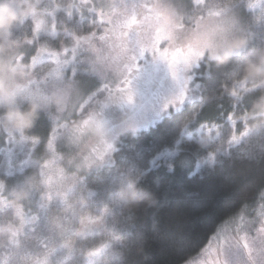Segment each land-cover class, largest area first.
Listing matches in <instances>:
<instances>
[{
    "label": "snow or ice",
    "instance_id": "obj_1",
    "mask_svg": "<svg viewBox=\"0 0 264 264\" xmlns=\"http://www.w3.org/2000/svg\"><path fill=\"white\" fill-rule=\"evenodd\" d=\"M48 2L37 0L36 12L20 22L28 29L26 49H32L31 54L25 50L20 59L32 66L36 83L50 86L55 80L75 84L80 95L73 63L78 53L85 52L101 69L100 74L112 77L104 99L96 103L133 106L131 78L157 61L159 51L171 69L168 77L176 85L159 111L151 116L133 113L125 125L113 131L111 139L97 113L86 111L79 103L56 119L44 140V156L38 165L45 189L42 198L50 200L55 193L67 204L77 176L67 175L59 162L65 160L77 169L89 167L115 150L113 141L122 132L134 139L125 145L121 161L154 197L152 207L138 205L136 212L127 214L119 224L112 222L116 213L107 209L99 217L85 210L73 213L68 218L71 230L57 238V247L67 257L80 254L85 264H101L114 250L125 247L120 239L123 237L128 244L126 251L116 257V264H171V258L183 253L193 234L209 220L218 200L230 207L234 197L243 194L239 209L217 225V231L195 256H186L181 264H257L250 257L257 245L264 246V144L255 146L252 130L238 119L242 105L228 100L229 107L224 109L226 97L217 91L220 74H205L202 59L187 68L183 61L186 45L194 36L203 41L209 37V29L222 28L226 20L254 22L258 10L264 14V0H182V4L181 0H68L64 11L55 0H51V9L41 7ZM59 12L69 19L75 14L81 20L88 14L95 27L87 33L73 34L69 43L57 47L48 37L57 33ZM159 23L168 25L169 32L163 34L167 38L154 36ZM45 52L51 63L38 65ZM142 85L150 92L159 86L157 75L149 73ZM194 89L200 91L199 96H193ZM213 106L221 109L216 117L200 120L201 112ZM184 112L189 114L182 122L173 119L174 114ZM89 127L98 139L84 155L87 148L82 146V132ZM29 130L3 135L13 144L27 141L36 147L41 138L28 135ZM62 136L75 146L74 155L59 153L56 141ZM254 172H259L258 179ZM253 187L256 190L250 200L248 193ZM3 188L0 183V194ZM0 208L11 211L24 225L29 222L22 204L11 206L0 195ZM244 216L248 220L242 226ZM232 225L236 227L232 233L234 244L227 236ZM110 228L112 234L108 235ZM241 232L245 233L243 237ZM97 237L101 238L99 243ZM20 240L17 231L15 239L8 242L18 248ZM213 241L217 258L210 262L198 259L209 252ZM241 253L244 258L234 260ZM48 262V253L43 260H35V264ZM259 264H264V258Z\"/></svg>",
    "mask_w": 264,
    "mask_h": 264
},
{
    "label": "trees",
    "instance_id": "obj_2",
    "mask_svg": "<svg viewBox=\"0 0 264 264\" xmlns=\"http://www.w3.org/2000/svg\"><path fill=\"white\" fill-rule=\"evenodd\" d=\"M11 2L12 0H0V5L8 7ZM49 6L50 3H46L45 7ZM12 14L16 23L10 30L0 32V53L11 47H14L13 49H16V46L18 49L26 47L25 44L23 46L22 44L27 38L28 29L22 27L20 22L28 18H22L21 14L16 11ZM57 16L59 20L57 33L55 36L48 37L57 47L62 43H69L73 34L87 33L95 27L88 14H85L83 20L75 15L69 19L63 12L57 13ZM256 16L258 18L254 22L246 24V42L242 50L239 53L230 54L226 58L225 55H221L219 56L220 61L204 58L203 72L213 75L220 74L217 91L222 92L226 97V100L223 101L225 110L228 109L227 101L230 100L234 105H242L243 110L238 112L237 116L246 117L247 124L253 125L254 121L259 122L257 129L251 131L253 144L259 146L264 144V107L259 108L263 104V98L256 95L257 92L251 93L254 90H248L252 82L264 81L262 79L264 78V14L258 10ZM28 50L31 54L32 49L28 48ZM250 63L255 64L257 71L245 74V67ZM242 82H245V89L241 86ZM262 82L256 90H264ZM198 92L200 91L198 90ZM248 95L251 96L247 100H243ZM253 96L254 100L251 99ZM29 105L35 107L33 104L25 103L27 108ZM219 111L221 109L215 106L207 108L201 112L199 119H213ZM188 114V112H184L182 115L174 114L173 119L182 122ZM31 128L28 135L40 137L39 145L44 147V140L47 138L51 125L41 111L38 112ZM21 131L26 132L27 130ZM3 139L4 137L1 146ZM133 139L131 134L126 132L117 142L111 163L94 167L82 173L81 180L73 186L67 196V204L57 195H52L51 199L47 201L44 199V204H42L40 203L42 195L34 191L32 201L27 205L33 207V210L26 225L16 228V219L13 216L8 212L0 214V264H35V260L44 259L47 253L49 255L48 264H85L80 254L67 257L57 247V238L71 230L68 218L73 213L85 210L93 216L99 217L107 209L109 212L116 213L112 217V222L119 224L127 214L136 212L138 205L152 207L153 194L139 184L136 174L128 172L127 166L121 161L125 145L131 144ZM15 162L16 158L12 160V163ZM7 163L6 155L0 150V180L3 181V184L5 183V187L13 182V178L10 177L12 173L8 172ZM12 163L10 164L12 165ZM259 175V172H254L257 179ZM255 190V187L249 189L250 200ZM242 199L243 194L235 196L234 203L230 207L226 206L223 200H218L209 220L193 234L189 247L183 253L171 258V264H181L186 256H195L207 244L209 237L217 231V225L239 209ZM251 214V209H249V215ZM33 216L36 217L35 220L31 219ZM17 231L21 234L20 246L14 248L8 241L15 239ZM111 234L110 228L108 235ZM116 235L119 236V232ZM100 239L97 237V243ZM120 239L125 247L114 250L104 258L101 264H116V257L126 251L128 241L123 237ZM46 244L48 245L47 249L44 247ZM52 256L54 259H51Z\"/></svg>",
    "mask_w": 264,
    "mask_h": 264
},
{
    "label": "rangeland",
    "instance_id": "obj_3",
    "mask_svg": "<svg viewBox=\"0 0 264 264\" xmlns=\"http://www.w3.org/2000/svg\"><path fill=\"white\" fill-rule=\"evenodd\" d=\"M48 3H50L49 7H45L46 3H42L41 7L51 9L53 7V3L51 0H49ZM67 3L68 0H55V4L60 10H66ZM82 6L83 5H81V7ZM37 7V0H12L7 8L11 12L16 11L20 13L22 18H30L36 12ZM245 29L246 24H240L235 20H226L222 28L216 29L213 27L209 29V37L207 39L202 41L198 36H194L190 43L186 45L187 50L184 52L185 59L183 61L184 67L187 68L188 66L195 64L197 60L208 58V54L210 53H215L218 56L225 55L227 53H239L246 42ZM167 32H169L168 25L159 23L155 28L154 36L167 38L163 35ZM8 33H10V31H8ZM23 45L24 43L22 46ZM13 48L14 47H11L0 53V123L4 120L5 112H23L27 110L25 103L28 102L35 105V107H39L42 114L49 120V124L52 128L57 122L56 119L66 115L75 107L76 104L79 103L86 111H95L97 113L98 119L103 123L105 129L109 130V139H111L113 131H118L122 125H125L129 121L130 117H132L133 113L146 112L149 116H151L153 113L160 110L161 106L176 90L175 83L168 77L171 69L167 66V62L160 56L158 51V60L153 61L151 65L141 69L139 73L133 74L131 78V87L135 94V103L133 106L121 107L119 104L115 103H110L107 106H101L100 104H97L96 101L104 99V96L106 95V88L112 86V77L110 74H100L101 69L88 59L87 53H78L77 59L73 63V68L76 71V84L80 89L79 95V93L75 91V84H66L62 81L55 80L54 84L50 86H41L36 83V78L32 75V66L28 63H22L20 59L23 52L25 50L27 51L28 48L26 49L25 47L23 49L22 47L21 49H18L17 46L16 49ZM49 63H51V61L47 60L46 52L45 57L37 61L38 65ZM149 73L157 75L159 86H154L150 92H146L142 82ZM261 82L262 80L252 82L251 87L248 88V90H254L251 92L253 94L254 92H257L255 94L263 98L262 105H264V90H256V88L260 86ZM263 85L264 81L262 82V86ZM241 86L245 89V82H242ZM199 95L200 92L194 89L193 96ZM250 96L251 95L244 97L243 100H247ZM251 99L254 100V96L251 97ZM262 105L259 108H261ZM256 109H258V107H256ZM237 117L242 121L246 128L251 129L252 131L257 129L259 126V122L255 121L253 125L247 124L246 117L243 115H238ZM60 122L63 123L64 121L61 120ZM29 129L32 128H26V130ZM21 132V130L6 131L3 128H0V146L2 138L4 137L0 150L7 157V167H9L8 172L12 173L10 174V177L13 178V182L9 183L6 187L5 183L3 184V181L0 180V183L4 185L2 194L0 195H2L4 200L11 206L22 204L25 211V220L29 221L28 218L33 210V207L27 205H29L32 201L33 192L35 191V193L37 192L42 195L45 190L43 184L40 182L41 177L39 176L38 168L39 162L44 156V147H40V145L32 147L27 141L24 142L23 145L19 143L13 144L11 140L3 135V133L18 134ZM61 132H63V130H61ZM214 132L215 130L213 131V134ZM125 133L126 132H122L113 141L114 148L116 147L120 137ZM82 137V146L87 148L84 155H87L88 152L91 151V146L96 143L98 137L91 127L82 132ZM56 144L58 146V151L62 156L74 155L77 151L75 146L70 145L67 139L63 136L58 138ZM15 158L16 162L12 163V160ZM112 159L113 151L106 155L103 159L97 160L91 166L86 168L77 169L74 165L68 164L65 160H61L59 163L60 166L64 168L67 175L75 174L77 176V183L81 180L82 173L94 167L111 163ZM10 163H12V165ZM13 193H15V195H13ZM52 195L56 194L53 193ZM44 199L45 198L41 197L40 203L44 204ZM45 201H47V199H45ZM0 212H8L11 216H13L16 219V228L24 225L15 215H12L11 211L6 208H0ZM247 220L248 217L244 216V221L241 222L242 226ZM235 231L236 227L233 225L231 226V232L227 233L228 240L232 244L235 243V240L232 237V233ZM240 235L243 237L245 233L241 232ZM221 239H224L223 233L221 235ZM215 248L216 243L214 241L209 252L204 253L198 259L206 262L215 260L217 258L215 255ZM237 258L243 259V253L239 254L238 257H234V260ZM262 258H264V246L257 245L250 259L255 260L257 264H259V261ZM51 259H54V256H52Z\"/></svg>",
    "mask_w": 264,
    "mask_h": 264
},
{
    "label": "clouds",
    "instance_id": "obj_4",
    "mask_svg": "<svg viewBox=\"0 0 264 264\" xmlns=\"http://www.w3.org/2000/svg\"><path fill=\"white\" fill-rule=\"evenodd\" d=\"M15 23L16 20L13 18L12 12L7 7L0 5V32L10 30ZM230 54L231 53L225 54V58ZM208 59L220 61L221 58L215 53H210L208 54ZM255 71H257V67L254 63L246 65L245 74ZM262 107H264V105H262ZM39 111L40 109L38 106L33 107L32 105H29L27 110L23 112H5L4 120L2 123H0V128H3L6 131L26 130V128L32 126L38 116Z\"/></svg>",
    "mask_w": 264,
    "mask_h": 264
},
{
    "label": "flooded vegetation",
    "instance_id": "obj_5",
    "mask_svg": "<svg viewBox=\"0 0 264 264\" xmlns=\"http://www.w3.org/2000/svg\"><path fill=\"white\" fill-rule=\"evenodd\" d=\"M141 92V91H140ZM140 92H139V95H140Z\"/></svg>",
    "mask_w": 264,
    "mask_h": 264
}]
</instances>
